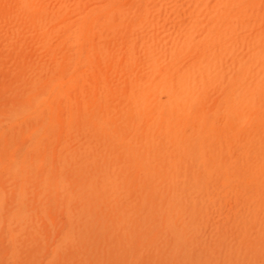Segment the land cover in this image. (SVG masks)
<instances>
[{
	"label": "rangeland",
	"instance_id": "1",
	"mask_svg": "<svg viewBox=\"0 0 264 264\" xmlns=\"http://www.w3.org/2000/svg\"><path fill=\"white\" fill-rule=\"evenodd\" d=\"M0 264H264V0H0Z\"/></svg>",
	"mask_w": 264,
	"mask_h": 264
},
{
	"label": "bare ground",
	"instance_id": "2",
	"mask_svg": "<svg viewBox=\"0 0 264 264\" xmlns=\"http://www.w3.org/2000/svg\"><path fill=\"white\" fill-rule=\"evenodd\" d=\"M41 7V6H40ZM20 9V8H19ZM30 15V14H29ZM211 45V44H210ZM95 47V46H94ZM158 61H159V59H158ZM173 64V63H172ZM166 67H167V65H166ZM136 69V68H135ZM161 69V68H160ZM165 69V68H164ZM160 72H162V71H160ZM146 79V78H145ZM138 82V81H137ZM175 84V83H174ZM159 88V87H158ZM196 90V89H195ZM172 95V94H171ZM188 97V96H187ZM171 99V98H170ZM131 102V101H130ZM173 105H175V104H173ZM183 109V108H182ZM232 111V110H231ZM256 111V110H255ZM251 112V111H250ZM136 113H137V111H136ZM184 121L182 120L181 122H178V123H183ZM262 128V127H261ZM246 133V132H245ZM166 134V133H165ZM229 137V136H228ZM247 142V141H246Z\"/></svg>",
	"mask_w": 264,
	"mask_h": 264
}]
</instances>
